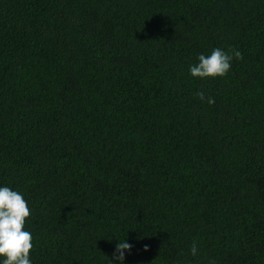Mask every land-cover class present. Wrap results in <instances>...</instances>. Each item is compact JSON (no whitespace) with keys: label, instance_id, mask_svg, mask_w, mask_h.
Masks as SVG:
<instances>
[{"label":"trees","instance_id":"1","mask_svg":"<svg viewBox=\"0 0 264 264\" xmlns=\"http://www.w3.org/2000/svg\"><path fill=\"white\" fill-rule=\"evenodd\" d=\"M0 184L33 264H264V0H0Z\"/></svg>","mask_w":264,"mask_h":264},{"label":"clouds","instance_id":"2","mask_svg":"<svg viewBox=\"0 0 264 264\" xmlns=\"http://www.w3.org/2000/svg\"><path fill=\"white\" fill-rule=\"evenodd\" d=\"M234 58H242L238 49L225 51L220 47L213 48L209 55L201 53L197 62L189 65V75L201 79L223 77L231 69ZM196 95L208 104L215 102L213 97H206L203 91L197 92ZM29 215L30 208L24 194L0 184V264H33L30 257L33 236L25 228ZM131 248L132 244L127 240L117 241L111 258H108L109 264H124L126 252ZM198 251L197 243L193 242L189 250L190 255L196 256Z\"/></svg>","mask_w":264,"mask_h":264}]
</instances>
